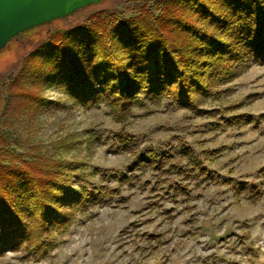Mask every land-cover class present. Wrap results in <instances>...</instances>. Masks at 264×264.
I'll use <instances>...</instances> for the list:
<instances>
[{"label":"rangeland","instance_id":"obj_1","mask_svg":"<svg viewBox=\"0 0 264 264\" xmlns=\"http://www.w3.org/2000/svg\"><path fill=\"white\" fill-rule=\"evenodd\" d=\"M157 1L101 0L0 52V146L27 160L72 161L90 188L108 187L104 201L55 232L47 254L8 250L0 264H264V64L249 63L191 108L168 97L129 109L85 103L58 83L26 81L53 31L100 10L133 16L144 6L157 15ZM165 151L166 165L125 180L142 154Z\"/></svg>","mask_w":264,"mask_h":264},{"label":"trees","instance_id":"obj_2","mask_svg":"<svg viewBox=\"0 0 264 264\" xmlns=\"http://www.w3.org/2000/svg\"><path fill=\"white\" fill-rule=\"evenodd\" d=\"M157 3V15L144 6L133 16L100 10L89 22L53 31L36 48L26 81L58 83L85 103L105 99L129 109L168 97L191 108L249 63L264 64V0ZM156 153L136 159L125 180L166 165L170 153ZM10 154V162L0 160V254L24 247L44 256L56 245L55 232L78 209L104 201L108 187L90 188L72 161L27 160L0 146L1 157Z\"/></svg>","mask_w":264,"mask_h":264},{"label":"water","instance_id":"obj_3","mask_svg":"<svg viewBox=\"0 0 264 264\" xmlns=\"http://www.w3.org/2000/svg\"><path fill=\"white\" fill-rule=\"evenodd\" d=\"M101 0H0V52L22 32Z\"/></svg>","mask_w":264,"mask_h":264}]
</instances>
